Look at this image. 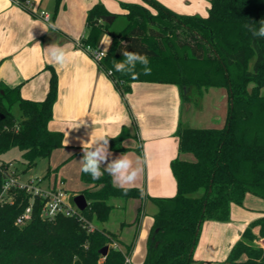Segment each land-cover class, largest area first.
Instances as JSON below:
<instances>
[{
    "label": "trees",
    "instance_id": "trees-1",
    "mask_svg": "<svg viewBox=\"0 0 264 264\" xmlns=\"http://www.w3.org/2000/svg\"><path fill=\"white\" fill-rule=\"evenodd\" d=\"M54 1L57 12L63 0ZM142 1L145 5L122 4L128 23L112 37L101 61L115 80L124 83L115 86L122 96L131 92L134 83L176 85L183 101L197 104L210 88L228 91L229 107L222 128L178 129L179 152L192 154L195 161L173 160L176 195L153 199L158 212L143 264H193L205 221H230L232 205L242 206L248 194L264 200V38L251 30L258 29V22L264 19V0H209L205 17L176 13L157 0ZM108 16L114 15L102 4L88 12L87 37L81 44L97 47L109 29L110 24L102 22ZM122 50L145 55L150 72L145 74V65L138 61L116 71L115 63H126ZM57 96L54 71L41 102L22 98L20 86L0 87V156L16 148L28 170L64 147L63 134L49 129ZM14 106L21 111L19 117L12 114ZM127 135L124 130L110 139L109 149L124 151L120 144ZM9 165L2 162L0 169ZM100 170L99 179L81 170L87 188L80 194L88 207L80 217L44 221L36 202L32 221L20 227L15 222L29 205V196L20 193L14 205H0V264H126L146 194L143 188L116 187L112 176ZM3 183L0 175V193ZM112 200L140 202L130 223L136 227L130 243L121 242L105 227L90 229L94 221L105 224L110 220ZM257 227L259 236L253 234ZM262 239L264 217L249 225L222 264H264ZM104 247L109 248L106 256L100 254ZM243 255L246 260L240 261Z\"/></svg>",
    "mask_w": 264,
    "mask_h": 264
},
{
    "label": "crops",
    "instance_id": "crops-1",
    "mask_svg": "<svg viewBox=\"0 0 264 264\" xmlns=\"http://www.w3.org/2000/svg\"><path fill=\"white\" fill-rule=\"evenodd\" d=\"M120 1L121 4L145 5L142 0ZM157 1L179 14L205 17L210 8L209 0ZM31 3L32 12L20 7L16 0H0V87L20 86L22 98L41 102L48 94L52 71L56 73L58 96L49 129L62 133L64 137V147L51 156L58 158L56 162L67 161L62 170L70 163L82 170V142H89L90 147L99 137L110 141L127 131V137L120 144L124 151L109 149L110 154L105 162H101L100 168L110 174L108 163L127 158L130 167H125L121 173L125 182L123 186L113 182L114 185L145 191L143 215L131 254V264H143L147 240L158 212L153 199L170 198L177 193L172 161H195L192 154L179 152L176 133L181 126L199 128L207 125L212 113L206 111L202 102L208 90L198 104L183 101L181 89L176 85L134 83L131 92L122 96L109 76L79 46L87 37L88 12L98 3L63 0L57 12L54 0H31ZM103 3L105 9L114 15L107 3ZM41 11L50 15L49 23L37 15ZM111 42L107 31L101 35L97 46L107 52ZM53 47L67 54L69 62L66 65L61 66L52 58ZM48 170L52 168L49 166ZM127 172L139 175L128 182ZM62 174H66L65 170ZM57 176L55 174V181ZM49 180L52 184L55 182H52V174ZM129 202L121 201L113 206L127 208ZM263 217L264 200L248 194L242 206L232 205L230 221H206L193 264H222L223 260L218 259L221 244L226 240L228 248H232L237 240L242 239V231ZM130 223L124 221L119 227L117 235L123 243L134 227ZM235 224L238 228H233ZM254 230L258 232L259 228ZM222 234L225 239L221 238ZM261 247L264 248V239Z\"/></svg>",
    "mask_w": 264,
    "mask_h": 264
},
{
    "label": "rangeland",
    "instance_id": "rangeland-1",
    "mask_svg": "<svg viewBox=\"0 0 264 264\" xmlns=\"http://www.w3.org/2000/svg\"><path fill=\"white\" fill-rule=\"evenodd\" d=\"M90 1H95L98 4L101 3L102 5L104 4L103 3L104 1L105 3H107L109 9L112 11V13H114V16H115V20L109 26L108 32L111 38L121 33L128 23L123 7H122V4H121V1L120 0H117V1L115 0H90ZM123 1H127V0H123ZM202 105L206 108V111H209L210 113H212V115H210L208 121L206 122L207 125L200 126L199 128H203V127L204 128H207V127L221 128V126L223 127L226 121L225 119L227 118L228 107H229V98H228L227 89L216 88V87L208 89L207 93L205 94L203 98ZM12 114L15 117L20 116L21 111L18 106H14L12 108ZM185 154L189 155V153H185ZM57 159L58 158H56L55 156L52 157L51 160L41 159L38 161V164L35 167L27 170L24 160L22 158L21 151L15 148L9 151L8 153L0 156V163L9 162L11 164L12 170L15 171L17 176L21 177L22 179L37 178V177H42L44 175L46 176L47 170L50 166L52 170L50 171L48 170V171L52 172L51 173L52 182L55 181V174H58L57 182L58 184H60L61 181L63 182V189L66 194V201L68 202V204L73 206L74 198L77 195H79L80 192L84 191L87 188V186L83 181H81V174H80L81 169H79L78 167L76 168L74 163H70V165H67V167L63 169L66 172V174L63 175L62 168L66 165L65 163L67 161L65 162L62 159L60 162H56ZM120 203L121 201L119 200L111 201V204H115V205H118ZM138 204H140L139 201H130L128 203V207L127 208L124 207L125 209L124 208H120V209L114 208V210L112 211L110 215V220L107 223L102 224L97 221H94V223L90 224V229H92V227L93 229H95L96 227L98 229L100 228L102 229L103 227H105L107 228L108 231L114 234H118L119 227L122 222L127 221L129 223V222L134 221L136 217V209H137ZM135 228L136 227L134 226L133 229H131L130 234L126 237L127 238L126 243H130L133 240ZM233 228H238V224H235ZM247 228H245L242 231V234H244ZM253 234L256 236H259V231L257 232L256 230L253 229ZM200 238H201V233H200ZM200 238H199V242H200ZM221 238L225 239L226 237L222 234ZM262 240H260L259 245H261ZM199 242H198V245H199ZM237 242L238 240L235 243ZM233 247L228 248V245L226 244V240L221 244V248L219 250L220 257L218 259L221 258L223 260L222 263H224L228 259ZM245 260H246V256L243 255L240 258V261H245Z\"/></svg>",
    "mask_w": 264,
    "mask_h": 264
},
{
    "label": "built area",
    "instance_id": "built-area-1",
    "mask_svg": "<svg viewBox=\"0 0 264 264\" xmlns=\"http://www.w3.org/2000/svg\"><path fill=\"white\" fill-rule=\"evenodd\" d=\"M16 3L32 12L31 0H27L25 3H20L16 0ZM45 22H50V15L41 11L37 14ZM82 50L94 60L98 66L105 72L107 76L112 80L114 85L124 84L122 81H117L113 78V73L110 70H105L101 65V61L105 58L107 52L91 46H84L79 44ZM0 175L4 179L2 191L0 193V205H14L17 200L18 194L25 193L29 196V205L25 208L24 212L16 219L15 224L23 227L29 224L33 218V210L35 203L39 202L40 215L44 221H54L58 217H80L81 211L75 206H71L66 201V194L64 192L62 182L60 184L53 185L49 179L45 177L22 179L18 177L16 172L12 170L11 164L3 169H0ZM94 230L93 227L91 229ZM126 264H131V257L126 258Z\"/></svg>",
    "mask_w": 264,
    "mask_h": 264
},
{
    "label": "clouds",
    "instance_id": "clouds-1",
    "mask_svg": "<svg viewBox=\"0 0 264 264\" xmlns=\"http://www.w3.org/2000/svg\"><path fill=\"white\" fill-rule=\"evenodd\" d=\"M257 24V23H253ZM259 28H252V34L257 37L264 38V19L258 22ZM110 40V37H108ZM122 55L126 58L125 62H117L114 64V68L116 71H124L127 63L132 62H140L145 65V74L150 72V69L147 68L148 59L145 55L129 53L127 50H122ZM52 58L61 66L66 65L69 62V57L66 53H64L61 49L57 47L52 48ZM99 142H103L100 144ZM89 146V142H82V151L84 153L81 161H82V171L85 173H89L93 179H99L102 176V172L100 170L101 162H105L107 159L109 151V139L105 137H99L96 141H93L91 146ZM95 146V147H94ZM107 166H110L108 170L113 177V182L120 184L123 186L125 182L121 173L124 171L125 167H130V162L127 161V158H118L115 161L108 163ZM128 177V182H131L137 174L126 173Z\"/></svg>",
    "mask_w": 264,
    "mask_h": 264
},
{
    "label": "water",
    "instance_id": "water-1",
    "mask_svg": "<svg viewBox=\"0 0 264 264\" xmlns=\"http://www.w3.org/2000/svg\"><path fill=\"white\" fill-rule=\"evenodd\" d=\"M115 17L114 16H108L102 19V21L104 23L107 24H111L114 21ZM73 203L75 204V206L79 209V211L84 212L87 207H88V202L87 199L85 198V196L83 194H79L77 195L74 200ZM108 247H104L101 251L100 254L102 256H106L107 252H108Z\"/></svg>",
    "mask_w": 264,
    "mask_h": 264
}]
</instances>
